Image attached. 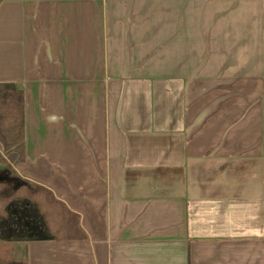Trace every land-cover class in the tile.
<instances>
[{"label":"crops","instance_id":"crops-1","mask_svg":"<svg viewBox=\"0 0 264 264\" xmlns=\"http://www.w3.org/2000/svg\"><path fill=\"white\" fill-rule=\"evenodd\" d=\"M0 83L50 236L14 258L264 264V0H0Z\"/></svg>","mask_w":264,"mask_h":264},{"label":"trees","instance_id":"trees-1","mask_svg":"<svg viewBox=\"0 0 264 264\" xmlns=\"http://www.w3.org/2000/svg\"><path fill=\"white\" fill-rule=\"evenodd\" d=\"M24 101L21 90L12 83H0V175L8 177L11 173V194L0 190L3 202L0 214V258L9 251V243L46 240L50 236L40 214L28 197H14L15 191L26 181L13 173L15 166L24 159ZM0 264H27L25 260L12 259Z\"/></svg>","mask_w":264,"mask_h":264},{"label":"rangeland","instance_id":"rangeland-1","mask_svg":"<svg viewBox=\"0 0 264 264\" xmlns=\"http://www.w3.org/2000/svg\"><path fill=\"white\" fill-rule=\"evenodd\" d=\"M5 166L6 165H4V166L1 165L0 168H5ZM11 181H12V179H11V173L9 174L8 177H4V176L0 175V190L1 191H5L8 194H11ZM29 194H30V189L29 188H26L24 185H22L20 188H18L15 191V193L13 195H14L15 198H17V197L22 198V197H27ZM2 209H3V202L0 199V214L2 213ZM2 243L5 244L6 242L0 241V244H2ZM9 244L10 245H9V248H8L9 250L8 251L11 252L12 259H14V257H13L14 243H9ZM6 258H7V255H5L4 257L2 256L0 258V263L3 262V261H5ZM10 259H11V257H10ZM15 259H17V258H15ZM22 260H24V259H22Z\"/></svg>","mask_w":264,"mask_h":264}]
</instances>
